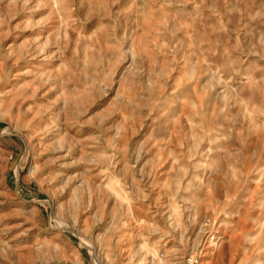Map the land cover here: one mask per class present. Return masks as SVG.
I'll list each match as a JSON object with an SVG mask.
<instances>
[{"label": "rangeland", "instance_id": "374dc122", "mask_svg": "<svg viewBox=\"0 0 264 264\" xmlns=\"http://www.w3.org/2000/svg\"><path fill=\"white\" fill-rule=\"evenodd\" d=\"M159 249L264 264V0H0V264Z\"/></svg>", "mask_w": 264, "mask_h": 264}, {"label": "built area", "instance_id": "2783aa9c", "mask_svg": "<svg viewBox=\"0 0 264 264\" xmlns=\"http://www.w3.org/2000/svg\"><path fill=\"white\" fill-rule=\"evenodd\" d=\"M205 254L206 251L197 252L195 250L178 256L159 249L150 253L149 256L139 262L131 261L122 264H208V259L203 258Z\"/></svg>", "mask_w": 264, "mask_h": 264}]
</instances>
